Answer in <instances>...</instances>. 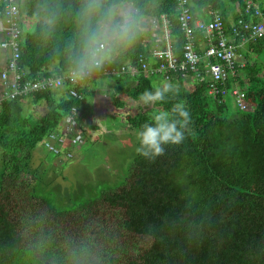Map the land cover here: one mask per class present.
<instances>
[{
	"label": "trees",
	"instance_id": "1",
	"mask_svg": "<svg viewBox=\"0 0 264 264\" xmlns=\"http://www.w3.org/2000/svg\"><path fill=\"white\" fill-rule=\"evenodd\" d=\"M123 1L137 10V37L108 61L111 67L128 64L135 70L109 77L117 92L138 104L130 111L118 97L112 102L137 132L153 112L170 110L184 100L192 116L187 137L155 160L135 151L119 184L102 187L72 208H57L39 191L40 178L31 166L33 150L71 106L81 108L87 84L96 75L76 84L81 99L66 87L60 100L53 98V89H45L1 102L0 264H264V73L256 60L247 58L227 79L228 88L237 86L246 93L247 110H239L230 97L212 99L205 80L185 87L177 72L155 70L159 61L151 60L140 26L143 18L165 14L173 52L181 57L184 36L177 1ZM189 1L192 14L203 8L218 12L224 21L221 0ZM78 4L21 1L20 11L34 21L20 38L18 63L27 78L76 70ZM245 5L240 0L236 18L256 20L252 6L244 13ZM259 7L264 12V3ZM54 10L60 15L49 27L45 19ZM201 34L195 31L194 36ZM245 48L257 50L264 61V36L247 41ZM140 58L149 70H140ZM200 72L206 75L202 64ZM154 75L162 84H153ZM173 79L180 87L176 95L163 104L150 103L153 108L143 102L145 89L172 84ZM28 97L43 99L46 111L23 114Z\"/></svg>",
	"mask_w": 264,
	"mask_h": 264
},
{
	"label": "built area",
	"instance_id": "2",
	"mask_svg": "<svg viewBox=\"0 0 264 264\" xmlns=\"http://www.w3.org/2000/svg\"><path fill=\"white\" fill-rule=\"evenodd\" d=\"M22 0H0V47L7 50L8 54L4 67L0 70V103L15 97L27 96L39 90L48 88L67 87L68 93L81 99L83 93L76 89L80 81L93 75H119L125 71H134L130 65L120 69L111 67L109 61H105L99 68L81 76L77 70L69 69L64 73L40 78H27L26 71L19 66L20 38L23 30L20 26V3ZM178 7V22L184 36L182 55L178 57L172 49L171 33L165 14L159 17L143 18L142 30L150 32L151 58L158 59L155 69L158 72L172 70L182 78L191 76L195 81H204L206 93L217 102L230 97L239 110L249 109L246 93L237 86L227 87L229 76H234L238 68L244 64L237 62V46L249 40H256L264 36V12L259 6L250 1L245 2L244 13H252L256 20L245 19L238 16L231 25L226 26L221 15L212 11L208 20L194 19L190 10L189 0H176ZM200 31L206 39V47L202 53L194 47V33ZM238 39L236 42L235 40ZM140 70H149L148 64L142 59ZM201 64L205 67L206 75L200 72ZM81 109L71 106L65 117L58 122L56 127L48 132L42 140L43 147L53 155L61 157L64 154L63 147L77 140L74 137L75 129L81 122ZM73 133V134H72ZM78 141V140H77ZM66 154V155H65ZM66 157L72 156L67 151Z\"/></svg>",
	"mask_w": 264,
	"mask_h": 264
},
{
	"label": "rangeland",
	"instance_id": "3",
	"mask_svg": "<svg viewBox=\"0 0 264 264\" xmlns=\"http://www.w3.org/2000/svg\"><path fill=\"white\" fill-rule=\"evenodd\" d=\"M120 2L131 8L125 1ZM152 82L160 85L163 81L154 75ZM172 84L179 90L176 79ZM113 96L123 101L130 111L138 104L117 92L108 75H96L95 81L88 84V94L80 108L81 122L73 135L78 141L63 147L64 154L71 151L72 156L53 155L43 147L42 141L35 146L31 166L40 178L39 191L53 206L72 208L96 195L102 187L122 181L136 151L137 132L127 126L123 109L113 104ZM42 105H26L23 114L31 111L33 115H40L47 109L46 104ZM149 106L153 108L152 104Z\"/></svg>",
	"mask_w": 264,
	"mask_h": 264
},
{
	"label": "clouds",
	"instance_id": "4",
	"mask_svg": "<svg viewBox=\"0 0 264 264\" xmlns=\"http://www.w3.org/2000/svg\"><path fill=\"white\" fill-rule=\"evenodd\" d=\"M59 15L60 10L52 11L45 24L51 27ZM74 16L77 47L73 61L81 76L111 60L119 49L130 46L137 37V10L128 8L120 0H79ZM177 92L175 85L164 83L154 90L145 89L141 99L145 104H163ZM191 121L190 108L184 100H178L170 110L153 112L150 120L137 130L136 152L155 160L168 146L185 141Z\"/></svg>",
	"mask_w": 264,
	"mask_h": 264
},
{
	"label": "crops",
	"instance_id": "5",
	"mask_svg": "<svg viewBox=\"0 0 264 264\" xmlns=\"http://www.w3.org/2000/svg\"><path fill=\"white\" fill-rule=\"evenodd\" d=\"M246 1H250L255 6H260L264 3V0H244V2H246ZM124 3H127L128 6H130L128 2L125 1ZM211 12L212 11H208V10H205L203 8L195 9L193 12V16H194V19H200V20L206 21L209 19ZM239 12H240V0H221V14L224 16V22H225L226 26H229L232 24V22L236 18L237 14H239ZM19 22H20V26H21L23 31H29L31 29V27L33 26V23H34L33 19L25 16V14L22 13L21 11H20V16H19ZM141 26H142V24H141ZM144 33H145V41L144 42L146 44L150 45V47H151V45H153L152 42L150 41L151 34H150V32L149 33L144 32ZM245 45H246V43L239 44L237 46V50H236L237 62L244 64L245 63L244 59H247V58H248V60H256L258 62L259 69H261L260 73L261 74L264 73V61L261 59V54H258L257 50L256 51L246 50ZM194 47L200 53H202L204 51V49L206 47V39L204 38L203 34L194 36ZM7 52H8L7 50L0 47V62H1L0 70L5 65L6 57L8 54ZM151 60H155V58H152ZM52 66H54V65H52ZM182 80H183V84L185 87L190 85L194 81L191 76L184 77V78H182ZM88 84H87V86H88ZM65 88H66L65 86L54 88L53 92H52L53 98H55L56 100H60L61 98H63ZM1 89H2V84L0 81V91H1ZM29 104H31V107L36 106V105L41 107V106H43L42 104H46V103L43 99L33 101V100H31L30 97H28L23 101L22 106L24 107V106L29 105ZM30 110H31V108H30ZM25 114H32V113H31V111H29Z\"/></svg>",
	"mask_w": 264,
	"mask_h": 264
},
{
	"label": "bare ground",
	"instance_id": "6",
	"mask_svg": "<svg viewBox=\"0 0 264 264\" xmlns=\"http://www.w3.org/2000/svg\"><path fill=\"white\" fill-rule=\"evenodd\" d=\"M48 89H54V88H48ZM34 93V92H33ZM24 97V96H23Z\"/></svg>",
	"mask_w": 264,
	"mask_h": 264
}]
</instances>
